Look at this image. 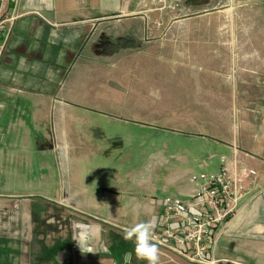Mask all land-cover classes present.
I'll list each match as a JSON object with an SVG mask.
<instances>
[{"label": "crops", "instance_id": "obj_1", "mask_svg": "<svg viewBox=\"0 0 264 264\" xmlns=\"http://www.w3.org/2000/svg\"><path fill=\"white\" fill-rule=\"evenodd\" d=\"M215 1L181 24L136 1L0 0L19 14L0 36V264H147L124 230L151 220L159 233L164 199L188 198L192 176L217 172L222 156L258 178L220 229L215 258L264 264V39L225 37L238 26L212 20L234 0ZM149 18L181 37H153ZM149 58L151 72L178 78L181 96L162 102L149 81L121 85L138 69L154 80ZM19 170L90 171L39 200L18 191ZM11 172L15 191L5 192ZM159 248L160 264L183 263Z\"/></svg>", "mask_w": 264, "mask_h": 264}, {"label": "built area", "instance_id": "obj_2", "mask_svg": "<svg viewBox=\"0 0 264 264\" xmlns=\"http://www.w3.org/2000/svg\"><path fill=\"white\" fill-rule=\"evenodd\" d=\"M128 1H136L145 14L161 12L177 16L191 0ZM18 17V13L9 15L0 11V36ZM237 151L235 145L234 152ZM219 161L217 172L192 176L196 187L188 198L167 196L164 199L160 218L163 229L154 233L160 246L197 264H221L215 258L219 231L237 214L258 178V172L245 166L237 157L222 156ZM175 223L179 225L174 227Z\"/></svg>", "mask_w": 264, "mask_h": 264}, {"label": "rangeland", "instance_id": "obj_3", "mask_svg": "<svg viewBox=\"0 0 264 264\" xmlns=\"http://www.w3.org/2000/svg\"><path fill=\"white\" fill-rule=\"evenodd\" d=\"M215 0H200V1H188L189 3L182 8L181 12L178 13L177 16L173 19L172 23L178 22L181 24H186L190 22H199L201 16H196V12L201 10H196L200 8L201 6L204 7H211L213 5H217L216 7L221 6L222 4H218L219 1ZM208 5V6H205ZM234 7V10L230 12L229 14L225 13H217L213 18L212 21L216 22H224L229 24H236L238 27H232L230 32L223 33L225 34V37H230L232 35L231 33H235L238 35V37L242 38H251V39H264V0H234V3L232 4ZM195 12V13H194ZM195 16V17H194ZM204 18H208L205 15ZM201 21H207L210 22L208 19L201 20ZM151 30L154 32L153 37H157L160 35L162 38L166 37H173L178 38L180 35L175 32L170 33L157 31V29L163 24L160 20H154L149 18ZM171 22V21H169ZM233 29H236L234 32ZM156 30V31H155ZM174 34V35H172ZM179 35V36H178ZM150 37V36H149ZM181 37V36H180ZM151 50V48H149ZM155 52H158L156 49ZM151 58H149V77H153L154 80L142 79L143 73H140L142 71L141 69H138L137 71H134L133 73L124 76L121 79V85L133 89L135 87H141V82L149 81V84L146 86L150 89H159V92L161 95H158V99H162L167 96V92H170L174 98L178 97L181 92L180 88L177 86L178 78H160V71H152V67L158 66V62L156 61H150ZM162 74H167V72L161 71ZM159 77V78H156ZM168 88H170V91H167ZM181 96V95H180ZM166 98L162 100V102H165ZM164 112H158L155 116V121L162 120L164 117L161 116V114ZM177 114V113H176ZM176 114L173 115L174 120L176 118ZM85 133L84 127L82 126V123H78L75 126V135L82 136ZM128 132H125L123 134L122 130H120V134L122 136H127ZM128 137V136H127ZM235 146V145H234ZM245 166L250 167L248 164L245 163ZM256 170L255 168H252ZM9 171H17V170H9ZM20 171V189L18 191L22 192L23 194H27L25 196H34L33 199H39L42 200L40 193H46L49 192L51 195H55L56 190L59 189L60 191L63 189V187H68L70 184L75 186L78 184V186H81L80 184L85 183V177L84 172L90 171V170H19ZM96 175V178L99 180L100 176L97 174L98 172H93ZM6 178L8 179V183L10 184V187L6 188L3 191L5 192H14L15 190L12 188V184L15 183L14 181V175L11 172L10 174L6 175ZM180 259H182L183 263L181 264H197L193 263L188 259V257H184L182 255H178ZM226 264H229L228 262H225ZM221 264H224L222 262Z\"/></svg>", "mask_w": 264, "mask_h": 264}, {"label": "clouds", "instance_id": "obj_4", "mask_svg": "<svg viewBox=\"0 0 264 264\" xmlns=\"http://www.w3.org/2000/svg\"><path fill=\"white\" fill-rule=\"evenodd\" d=\"M150 95L159 98L158 93L150 92ZM155 223L151 220L136 223L124 230V240L134 243V251L137 259L147 261V264H160V248L154 235Z\"/></svg>", "mask_w": 264, "mask_h": 264}]
</instances>
